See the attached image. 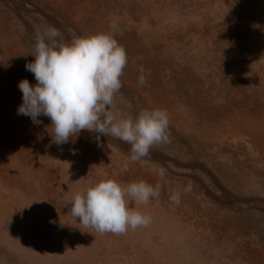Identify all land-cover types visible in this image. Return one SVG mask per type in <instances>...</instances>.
Wrapping results in <instances>:
<instances>
[{"label": "rangeland", "instance_id": "rangeland-1", "mask_svg": "<svg viewBox=\"0 0 264 264\" xmlns=\"http://www.w3.org/2000/svg\"><path fill=\"white\" fill-rule=\"evenodd\" d=\"M113 23L127 64L109 111L169 116L139 161L86 130L57 145L47 117L17 114L37 31L70 42ZM104 180L159 185L128 198L151 223L117 235L74 220L73 195ZM50 262L264 264V0H0V264Z\"/></svg>", "mask_w": 264, "mask_h": 264}, {"label": "clouds", "instance_id": "clouds-1", "mask_svg": "<svg viewBox=\"0 0 264 264\" xmlns=\"http://www.w3.org/2000/svg\"><path fill=\"white\" fill-rule=\"evenodd\" d=\"M112 31L87 37H74L64 42L63 34L54 27L37 31L34 60L25 65L36 83L27 79L18 83L22 103L17 114L38 124L47 117L53 128L54 143L63 145L81 131L111 136L131 146L132 161L148 156L153 145L167 142L169 116L165 110H142L135 119L117 120L111 111L115 95L122 87L120 77L127 64L126 50ZM139 85L146 83L144 69H139ZM159 174L164 175L160 169ZM187 190H190L187 189ZM160 195V186L145 181L121 186L104 180L73 195L70 215L85 228L101 234H125L129 228L147 227L151 217L129 207L128 198L147 204ZM179 204V194L170 197Z\"/></svg>", "mask_w": 264, "mask_h": 264}, {"label": "water", "instance_id": "water-1", "mask_svg": "<svg viewBox=\"0 0 264 264\" xmlns=\"http://www.w3.org/2000/svg\"><path fill=\"white\" fill-rule=\"evenodd\" d=\"M46 264H58V263L57 262H53V263L50 262V263H46Z\"/></svg>", "mask_w": 264, "mask_h": 264}]
</instances>
